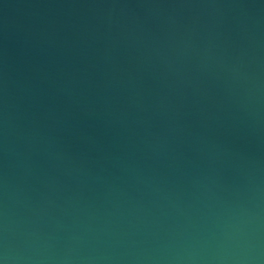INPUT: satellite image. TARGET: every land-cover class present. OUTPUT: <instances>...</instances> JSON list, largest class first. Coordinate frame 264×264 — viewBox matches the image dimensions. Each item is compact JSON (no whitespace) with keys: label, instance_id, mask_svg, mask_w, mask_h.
I'll return each mask as SVG.
<instances>
[{"label":"water","instance_id":"obj_1","mask_svg":"<svg viewBox=\"0 0 264 264\" xmlns=\"http://www.w3.org/2000/svg\"><path fill=\"white\" fill-rule=\"evenodd\" d=\"M0 264H264V0H0Z\"/></svg>","mask_w":264,"mask_h":264}]
</instances>
